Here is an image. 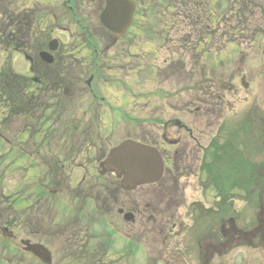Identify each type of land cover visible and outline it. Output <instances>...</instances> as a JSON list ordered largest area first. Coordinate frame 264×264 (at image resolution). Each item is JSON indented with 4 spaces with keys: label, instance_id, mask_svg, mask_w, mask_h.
<instances>
[{
    "label": "rangeland",
    "instance_id": "rangeland-1",
    "mask_svg": "<svg viewBox=\"0 0 264 264\" xmlns=\"http://www.w3.org/2000/svg\"><path fill=\"white\" fill-rule=\"evenodd\" d=\"M30 1H38L40 4L45 5L46 1H50V6L53 8L60 7L62 0H30ZM140 6L146 8L149 6L151 2H155L154 0H135ZM186 4L183 5V9L189 14L195 8L193 6L192 0H182ZM199 1V0H198ZM203 1L202 8L209 10L216 5V0H201ZM221 2L224 6H217L219 9V18L220 22L222 20H230V21H237L243 20V17L249 19V23L244 28V32L240 33V30H234L232 38L235 40L233 47L230 48L231 56L228 57V60H232V56L235 61L227 62L226 60L223 63H219L220 67L224 69V73L218 77H211L210 79H218V90L223 91L221 99H224L226 108L223 102H220V109L222 110L223 115L227 114L231 104L239 105L243 104L242 106H238L233 113H229L227 124H230L233 131V140H236L240 144L248 143L250 139L257 143V136L255 132L257 130L255 128L263 129L264 130V123L262 125H257L255 128L251 125L246 128L242 125L239 128H236V122L242 121L243 113L248 109V107L252 104L259 106L260 111L264 110V32L261 33H253L252 27L256 22V16L253 14L247 13V3H259L264 4V0H217ZM248 1V2H247ZM169 2V0H167ZM217 2V3H218ZM166 2L163 3L160 9H158V15H150L149 17H145L146 11L141 7V9L137 10V26L140 25L141 16H144L145 23L142 24L143 26V34L142 36L136 32V29L132 28L129 32L130 34L122 37V39H113L112 34L107 32L103 25L99 23V11L100 8L103 6V3L100 2L97 4V0H73V5L80 7L79 14L82 15L80 26L74 25L71 23L69 27V33L62 32L58 33L61 36L62 45L64 47L62 56L66 59L64 63L67 71L66 75H71V91L76 90L75 92L79 91L82 94L85 92L84 99L87 102H79L77 107H79V111L82 112L84 109L85 111V118L92 117L93 104L90 105L88 102H91L93 96H88V89H86V82L93 73L94 70H99L101 67H105L106 75H108L107 79H119L124 80V77H127L128 86L126 88L125 94L128 100L120 102L122 105L120 107L111 108L112 115L121 114V111L124 110L125 114H129L132 117L141 118L147 116H154L158 111V106L164 104V107L161 109L162 113H166L167 108L170 109L171 104L166 102V100L157 99V96H148L145 97L146 91H153L154 87L157 85L161 91L169 93H178V94H186L179 98L180 107L185 102L186 99L189 97H194V92L198 91L197 89L193 88L192 79L195 78H202L200 74L195 73L193 78L189 72L190 67L187 66L185 61L187 60V53L186 50H183L181 45L170 46L169 41L165 36L169 33L170 37H173L174 31H170V28L176 27L181 30V33L191 31L185 25V20L183 17H171V10H168L164 7ZM29 4V3H28ZM257 7H253L252 12H257ZM77 18H80L78 16ZM52 19L55 22V18L49 16L43 22V25H39L41 27L48 28L52 23ZM201 19V18H199ZM215 19L210 18L209 25L213 23ZM263 24V21H261ZM68 24V22H67ZM67 24L62 25L66 27ZM89 25V30L87 33H90L88 40L86 39V35L83 32L82 25ZM211 26V25H210ZM136 27V26H134ZM192 28V27H191ZM190 28V29H191ZM210 29H213L212 26ZM247 32V33H246ZM246 33V34H245ZM65 35V36H64ZM243 35V36H240ZM67 36V37H66ZM71 38L73 40L71 41ZM109 39L111 40L109 45ZM71 41V42H70ZM153 41V42H151ZM155 42L158 45H155ZM255 44L250 48V45ZM126 44V45H125ZM131 44L130 46H127ZM249 46V47H248ZM207 48V47H205ZM204 48V49H205ZM124 49L126 51L124 52ZM211 49V48H210ZM234 49H236L234 53ZM131 51V52H130ZM238 51V52H237ZM210 54H214V50L211 49ZM235 54V55H234ZM208 57V56H206ZM225 59V58H222ZM11 60V67L16 72L20 74L29 75V64L27 60L20 54L11 53V49H5L2 46V42L0 41V68L2 66H10L9 61ZM175 60H181L185 63V68H183L180 64L177 63L176 72L175 67L174 69L171 68V71L175 72V75L172 77H168L167 75L164 76L166 72L165 69H168L169 66H166L165 63L167 62H174ZM211 59H208L210 61ZM189 62V61H188ZM211 62V61H210ZM210 62H208L210 64ZM193 63V62H189ZM172 64V63H171ZM211 70L210 68H208ZM139 76L141 78L142 84H137L139 82ZM111 77V78H110ZM91 78V77H90ZM162 79L166 80L162 82ZM186 81H183L185 80ZM189 79V80H188ZM66 81L69 78L65 79ZM99 81L95 79V81ZM105 80V79H104ZM14 81L11 82V84ZM94 82V81H93ZM136 82V83H134ZM210 86V89H213L217 83L213 81H208L206 83V88ZM32 86L31 89H33ZM121 87V86H120ZM188 88V90H186ZM30 89V93L32 91ZM226 89V90H224ZM119 90V89H118ZM10 88L7 90L9 96ZM64 93L61 92V94ZM119 93L121 91L119 90ZM141 93V96L139 94ZM2 95L3 92L0 91ZM118 94V93H117ZM4 95V94H3ZM119 98H120V94ZM61 97V95H60ZM5 98V97H3ZM74 96H73V103H74ZM217 99V97H216ZM193 98H191V101ZM214 100V99H213ZM215 101V100H214ZM127 103V106L124 104ZM216 102V101H215ZM3 104H6V101L0 98V108L4 107ZM52 104V103H51ZM103 107L102 105H100ZM167 107V108H166ZM191 108L193 106L191 105ZM31 112L27 113V116H22V114H17L16 116L13 113L2 112L0 109V134L6 135V137L10 139H14L16 135L23 133V130H28V127L33 131H29L30 134L27 136V139H30V145L32 143V135L35 133L34 137L37 138L41 142V146L37 148L35 145L32 149L34 150L32 158V162L26 160L21 161L18 165L14 168L10 169V174L8 175L7 179L2 182L6 183V190H4L5 195L11 194L12 202L10 199L4 200L1 202L0 205L4 208L11 209L9 212L12 213L13 219L16 224L21 222L18 232H20L19 237L16 239V242L20 239L23 240H33L35 241L37 238L34 236V231L40 235L41 231L36 230L37 226L40 225L41 229L45 227L47 224L45 221H42L40 218L38 219V213L33 215L30 211L21 212V209H26L28 206L27 203H34L35 193L37 192L35 186L33 191H29L30 187H33L35 182H38L39 170L33 167V162L36 161L39 157L44 156L46 157L51 164L52 157L56 158L59 153H62L60 158H65L67 163H74L73 168H75L77 175L80 176L83 173L88 172L89 174L94 173V169L92 168L93 165V155L90 157L88 150L86 149V145L84 142H81L82 137L85 139L84 136L81 137L79 131L77 130L76 133L70 135L68 139H65L64 142H61L59 146L56 143L52 142L49 139V135H53L57 133V126L58 115L62 114V104H54L46 105L38 100H34L32 104H30ZM107 107L99 109V116L105 115V110ZM228 109V111H227ZM105 112V113H104ZM21 115V116H18ZM181 115L184 116V113L181 112ZM249 117H252L250 115ZM39 122V123H38ZM44 122L45 125L40 126V123ZM31 125V127H30ZM107 127H111L110 123L107 122L105 124ZM262 131V130H261ZM259 134V133H258ZM135 140L139 137V134H132ZM113 138L103 139L101 137H97V143L99 147V153L105 152V148L107 149L109 145L112 143L117 144V141H122L127 135H119L118 132L114 133ZM21 137L22 140H25ZM227 133L219 136L215 139V144L213 145L214 148L216 147V153L214 155V159L212 160L211 165V173L208 176L204 173L201 177V181L203 182L205 192L211 194V192L217 194L218 199L216 201L220 202V209L223 212V215L228 213L227 209H231L233 211L241 210L244 215L240 217L243 218L242 221L237 220L236 225L237 227H242L246 225L245 219L248 218L245 214L247 212L251 213L250 208L245 204V201H252L257 198L259 195V187L264 185V176L259 173V170L255 166L260 160V153L257 151H250L248 149L243 148V150L234 149V151L230 152L227 148H224L222 145L226 142ZM20 139V138H18ZM46 139V140H45ZM45 142L43 143V141ZM256 140V142H255ZM16 142V141H15ZM2 143V141H0ZM263 145L264 143L261 142ZM27 144L23 145L25 148ZM264 146V145H263ZM7 147V146H6ZM47 147L50 148L49 154ZM254 147V146H253ZM257 147V146H256ZM8 148V147H7ZM22 146H19L18 149H23ZM224 148V149H223ZM26 149V148H25ZM37 150L39 153L36 154ZM87 150V151H86ZM94 151V150H93ZM0 152L2 156L6 154L0 147ZM24 153V150L22 151ZM7 156H5L4 163L8 162L6 160ZM91 158V159H90ZM58 159H56L57 161ZM90 161V162H89ZM2 163V162H1ZM22 167L21 165H24ZM41 164V162H39ZM80 164L82 169L76 168V165ZM2 166H0L1 168ZM90 169V170H89ZM87 170V171H86ZM89 170V171H88ZM69 169L67 170V173ZM87 173V174H88ZM86 175V174H85ZM84 175V176H85ZM35 181V182H34ZM21 183L22 186L25 188L24 190L29 191L28 193L21 194L16 192L15 188L17 187L18 183ZM41 182V181H40ZM39 183V182H38ZM257 185H259L257 187ZM209 187V188H208ZM35 191V192H34ZM16 195H13V194ZM18 195V199H15ZM15 199V200H14ZM22 201H26L23 203ZM14 200V201H13ZM21 203V204H19ZM232 206V207H231ZM231 207V208H228ZM29 209V208H28ZM215 211V208H213ZM37 215V216H36ZM24 225V227H23ZM83 238L81 236L79 241ZM66 238H60V248L59 250L63 249L66 250L67 247L71 250L72 245L65 244ZM84 241L81 240L76 245H81ZM72 243V242H71ZM18 245V243H17ZM75 245V242L73 243ZM52 251L56 249L53 247L52 242L51 246ZM6 258V257H5ZM21 261L26 262L27 258L24 257ZM13 264H17L16 262H12Z\"/></svg>",
    "mask_w": 264,
    "mask_h": 264
},
{
    "label": "water",
    "instance_id": "water-1",
    "mask_svg": "<svg viewBox=\"0 0 264 264\" xmlns=\"http://www.w3.org/2000/svg\"><path fill=\"white\" fill-rule=\"evenodd\" d=\"M117 0H109L108 6L106 10L103 12V22L106 24L108 28H115L116 26V21H121L125 18V5L126 4H120L117 5ZM131 145L129 143L124 144L122 147L117 149L113 153L112 156L115 158L118 157H125V153L128 151H133L134 147H130ZM136 155H139L138 160L135 163L131 162L130 165H132V169L137 168V170L141 169L144 172H148L149 169L151 168V171L154 172L157 168L156 164V158L155 154L152 153V151L148 148H143L142 146H139L137 151L135 152Z\"/></svg>",
    "mask_w": 264,
    "mask_h": 264
},
{
    "label": "flooded vegetation",
    "instance_id": "flooded-vegetation-1",
    "mask_svg": "<svg viewBox=\"0 0 264 264\" xmlns=\"http://www.w3.org/2000/svg\"><path fill=\"white\" fill-rule=\"evenodd\" d=\"M257 220H259V223L261 224L264 223V202L260 205V211L258 214ZM244 235H241V237ZM237 237L234 236L233 239H235ZM247 238V237H244ZM248 239V238H247ZM230 240L229 238H226L225 236L220 237L219 241H217L216 243H211L210 240L204 241L201 244L202 247V254L209 256L211 254V252H214L215 250L217 251H223L225 244ZM254 242L257 241V243H264V233L259 232L255 237H254ZM224 252H219L217 254H214V258L216 256H218L219 254H222ZM92 264H97L96 262H93Z\"/></svg>",
    "mask_w": 264,
    "mask_h": 264
},
{
    "label": "bare ground",
    "instance_id": "bare-ground-1",
    "mask_svg": "<svg viewBox=\"0 0 264 264\" xmlns=\"http://www.w3.org/2000/svg\"><path fill=\"white\" fill-rule=\"evenodd\" d=\"M257 129V128H256ZM243 148H245V149H248L249 150V152H250V148H249V146H248V143L246 142V143H243V144H240L239 142H237L236 140H231L230 142H229V144H228V148H227V150L230 152V154H231V152L232 151H234V149H238V150H243ZM259 185H257V187H258Z\"/></svg>",
    "mask_w": 264,
    "mask_h": 264
},
{
    "label": "trees",
    "instance_id": "trees-1",
    "mask_svg": "<svg viewBox=\"0 0 264 264\" xmlns=\"http://www.w3.org/2000/svg\"><path fill=\"white\" fill-rule=\"evenodd\" d=\"M1 77H2V76H1ZM1 77H0V79H2V80H3V78H1ZM14 78H16V77L14 76ZM2 82L4 83V84H3V85H4V86H3V88H6V87H8V85H10V84H11V81H10V82H8L7 80H3Z\"/></svg>",
    "mask_w": 264,
    "mask_h": 264
}]
</instances>
